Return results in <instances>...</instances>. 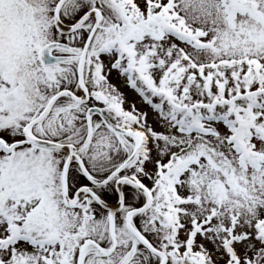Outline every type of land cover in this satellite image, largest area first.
Wrapping results in <instances>:
<instances>
[{
    "label": "snow or ice",
    "instance_id": "6c2138e0",
    "mask_svg": "<svg viewBox=\"0 0 264 264\" xmlns=\"http://www.w3.org/2000/svg\"><path fill=\"white\" fill-rule=\"evenodd\" d=\"M0 264H264V0H0Z\"/></svg>",
    "mask_w": 264,
    "mask_h": 264
}]
</instances>
